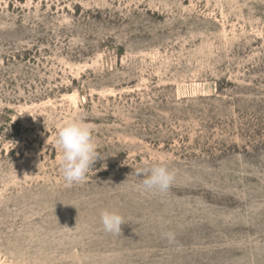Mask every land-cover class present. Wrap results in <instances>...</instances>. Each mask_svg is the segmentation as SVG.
<instances>
[{"label":"rangeland","instance_id":"obj_1","mask_svg":"<svg viewBox=\"0 0 264 264\" xmlns=\"http://www.w3.org/2000/svg\"><path fill=\"white\" fill-rule=\"evenodd\" d=\"M0 264H264V0H0Z\"/></svg>","mask_w":264,"mask_h":264},{"label":"clouds","instance_id":"obj_2","mask_svg":"<svg viewBox=\"0 0 264 264\" xmlns=\"http://www.w3.org/2000/svg\"><path fill=\"white\" fill-rule=\"evenodd\" d=\"M54 141L62 153L59 166L66 186L85 183L93 169L92 165L101 156L93 137L92 126L77 114L59 127ZM137 175L144 177L141 187L146 192L165 193L175 179L174 172L164 162L142 169ZM124 223L123 217L115 211L101 212V224L105 232L119 236L122 231L121 225Z\"/></svg>","mask_w":264,"mask_h":264}]
</instances>
